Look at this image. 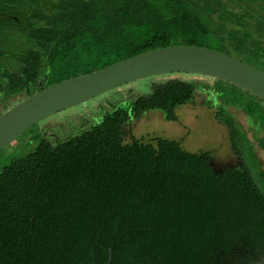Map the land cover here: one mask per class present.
<instances>
[{
	"label": "trees",
	"instance_id": "16d2710c",
	"mask_svg": "<svg viewBox=\"0 0 264 264\" xmlns=\"http://www.w3.org/2000/svg\"><path fill=\"white\" fill-rule=\"evenodd\" d=\"M207 40L264 71V0H0V110L131 57L209 48ZM165 76L148 79L149 93L100 99L114 108L97 103L99 118L63 140L37 134L2 167L0 264H106L109 251L111 264H264V168L256 153V168L245 164L247 135L227 112L249 117L251 100L264 101L215 79L198 105L195 84L153 82ZM186 105L217 109L242 165L218 170L210 152L132 133L147 115L177 122Z\"/></svg>",
	"mask_w": 264,
	"mask_h": 264
},
{
	"label": "rangeland",
	"instance_id": "374dc122",
	"mask_svg": "<svg viewBox=\"0 0 264 264\" xmlns=\"http://www.w3.org/2000/svg\"><path fill=\"white\" fill-rule=\"evenodd\" d=\"M204 45L209 47L207 49L213 51L220 52V50H223L221 44L213 40L205 41ZM223 51H225V48ZM243 60L247 61L246 59ZM69 72H74V70L70 69ZM148 79L136 81L107 92L84 104L61 111L32 126L15 142L0 150V170L2 167L9 164L11 159L23 155L32 148L36 143L37 134L40 135V138H44L51 143H56L57 141L75 134L78 126L83 127L88 123L95 122V120L99 118L96 113L100 115V110L97 108V110L94 111L93 108L97 103L101 102L100 99H116V91H123L122 93H124V95L128 93H135L137 95L149 93L150 86L148 84ZM168 79L189 81V83L195 84L197 96L196 103H198V105L208 99L207 92L211 91L212 84H219L215 79L190 74L167 75L165 77H158L154 79L153 82H160ZM233 91L235 96L241 97V91ZM128 97L130 98L129 94L125 97V100H128ZM243 97L248 99L251 98L246 94ZM253 100L251 101L253 102L252 104H255V108H251L252 110L249 112V117L239 109L230 106L227 108V112L229 114L231 113L232 117L240 123L243 132L247 135L246 139L242 137L245 134L239 136L242 140L240 156L245 164L252 169L257 166L255 160L252 159L253 153H256L261 167L264 168V104H257V102ZM14 102H12L10 106L13 105ZM105 102L106 105L100 106V109L105 108L111 110L114 108L112 105H107L108 101H102L101 104ZM10 106L8 108H10ZM5 110H0V113H3ZM216 110L217 109H208L205 106L199 108L186 105L177 110L176 114L178 121L175 123L168 124L162 122L160 120L162 116L159 114L147 115L141 120L132 121L133 125L131 130L136 137L141 138L145 142H153L155 138L161 137L180 141L183 149L188 152H210L212 164L218 170L240 166L242 165V161L238 153L233 149L231 134L225 124L215 117L214 112ZM222 116L224 115L222 114ZM250 146L252 150H250Z\"/></svg>",
	"mask_w": 264,
	"mask_h": 264
},
{
	"label": "water",
	"instance_id": "95a60500",
	"mask_svg": "<svg viewBox=\"0 0 264 264\" xmlns=\"http://www.w3.org/2000/svg\"><path fill=\"white\" fill-rule=\"evenodd\" d=\"M171 74L222 80L264 101V71L207 48L165 47L56 84L12 105L0 115V150L61 111L133 82ZM106 264H111V251Z\"/></svg>",
	"mask_w": 264,
	"mask_h": 264
},
{
	"label": "crops",
	"instance_id": "0c3cea01",
	"mask_svg": "<svg viewBox=\"0 0 264 264\" xmlns=\"http://www.w3.org/2000/svg\"><path fill=\"white\" fill-rule=\"evenodd\" d=\"M262 135H263V133H262Z\"/></svg>",
	"mask_w": 264,
	"mask_h": 264
}]
</instances>
